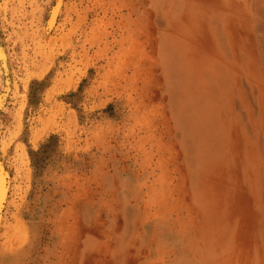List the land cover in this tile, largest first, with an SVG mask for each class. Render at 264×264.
Returning a JSON list of instances; mask_svg holds the SVG:
<instances>
[{
  "label": "rangeland",
  "instance_id": "rangeland-1",
  "mask_svg": "<svg viewBox=\"0 0 264 264\" xmlns=\"http://www.w3.org/2000/svg\"><path fill=\"white\" fill-rule=\"evenodd\" d=\"M56 1L0 0V264H264V0Z\"/></svg>",
  "mask_w": 264,
  "mask_h": 264
},
{
  "label": "bare ground",
  "instance_id": "bare-ground-1",
  "mask_svg": "<svg viewBox=\"0 0 264 264\" xmlns=\"http://www.w3.org/2000/svg\"><path fill=\"white\" fill-rule=\"evenodd\" d=\"M61 5V0H57L56 1V3H55V5L51 8V11L49 12V15H48V22H47V28L48 29H50V28H52L53 26H54V24H55V21H56V16H57V12H58V8H59V6ZM45 31V30H44ZM69 34V33H68ZM71 35V34H70ZM61 38H62V36H61ZM69 39V38H68ZM64 42V41H63ZM67 42V41H66ZM130 50V49H129ZM48 69V68H47ZM75 116V115H74ZM54 119V118H53ZM73 134V133H72ZM72 146H74V145H72ZM70 148V147H69ZM73 148V147H72ZM68 153V152H67ZM28 163V162H27ZM25 164V163H24ZM86 166V165H85ZM27 169V168H26ZM1 171V170H0ZM4 174V177L6 178V173L4 172L3 173ZM66 175H68V174H66ZM72 176V175H71ZM70 176V177H71ZM3 178V177H2ZM74 178V177H73ZM82 178V177H81ZM4 180V179H3ZM83 180H85V179H83ZM70 181H71V179H70ZM5 182V181H4ZM76 182V181H75ZM3 183V182H2ZM1 184V183H0ZM65 184V183H64ZM78 184V183H77ZM80 184V183H79ZM4 186V185H3ZM27 187H28V185H27ZM79 188V187H78ZM5 190V189H4ZM77 190V189H76ZM78 191V190H77ZM86 192V191H85ZM3 193H4V191H3V188H1V191H0V202H2L1 201V199L3 198ZM24 193V192H23ZM6 196V195H5ZM84 196V195H83ZM80 197V196H79ZM86 197V196H85ZM25 198V197H24ZM74 198V197H73ZM77 199V198H76ZM75 199V200H76ZM85 201V200H84ZM73 203V202H72ZM87 206V205H86ZM1 207V206H0ZM73 210V209H72ZM72 213V212H71ZM1 218V217H0ZM69 219V218H68ZM102 224V223H101ZM22 226H23V224H22ZM24 227V226H23ZM25 229V228H24ZM91 232V231H90ZM28 236V235H27ZM73 238V237H72ZM17 244V243H16ZM95 256V255H94Z\"/></svg>",
  "mask_w": 264,
  "mask_h": 264
}]
</instances>
